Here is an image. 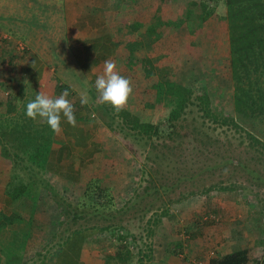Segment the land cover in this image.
I'll return each mask as SVG.
<instances>
[{"label": "rangeland", "instance_id": "obj_1", "mask_svg": "<svg viewBox=\"0 0 264 264\" xmlns=\"http://www.w3.org/2000/svg\"><path fill=\"white\" fill-rule=\"evenodd\" d=\"M117 2L120 6L117 5ZM126 2L124 6L123 0H114L113 7H116V9H114L112 24L115 27L118 26V30L122 31L123 26L126 27L135 20L156 21L163 26L164 30L158 36L155 33H146L149 39L141 40L142 43L138 47L140 51H144L145 55L152 58L155 66L153 76L145 77L143 72H132L124 65L119 67L118 70L116 69L122 76L130 79L133 88V92L124 106L125 110L128 109L130 114L139 116L143 120L147 119L153 124L165 125L173 102L169 103L167 99L162 97L157 99V82L173 80L186 85L192 90L193 95L203 92L208 93L218 112L225 116L234 115L240 125L248 128V122L244 121V117L232 112L230 96H224L230 94L229 90L232 91V85L229 84L230 75L227 68V51L225 50L227 38L226 8L222 1L206 0L208 5L211 4V7L207 8L208 15L201 11V16H199V6H193V15L191 13L190 19L186 23L183 19L180 26L177 25V21L184 17L188 6L185 2H175L173 0H134V2L128 0ZM202 14L204 17H202ZM17 16L19 17V15ZM4 31L7 33V28ZM2 34L0 33V71H2L0 78L2 76L4 79L6 74L4 71L7 68L6 65L10 56L8 53L13 50V45L15 47L16 45L4 41L8 35L2 36ZM116 35L118 39L123 41L120 53L122 54L126 51V44L132 37L127 30L125 34L117 33ZM219 56L223 59H220ZM47 77L50 80V75ZM1 80L0 82H3ZM8 80H10V77L6 79V82ZM56 83L61 86L58 79ZM1 87L3 86H0V100H9L11 96L9 88ZM221 91L224 95L218 98V95L222 94ZM190 110H193V112H190ZM94 111L95 116L101 122V127L107 133L106 136L111 146L110 154L118 163L108 173H106L107 169L103 167L95 171L93 169L91 171L89 168L82 174L81 184L78 183L76 186H58L59 183H56L54 189L60 196L77 204L79 195H81L86 183L89 180L98 179L103 186L106 183L118 185L110 187V189L115 196V207L119 209L131 200L135 193L141 192L144 186L152 184L154 179L156 186L161 183L170 184L175 182L177 185L173 190L161 191L159 194L162 200L169 203L168 214L174 215L172 219H167L170 225L177 228L174 232H168L172 242L177 243L175 242L177 240L179 244L180 242H198V244L201 243L207 246L209 250L215 251L219 249V245L225 236L229 235L226 232L231 227V222L232 224L238 222V224L244 226H242L243 230L248 228L245 232L248 230L253 231L247 236L248 239L245 243L251 242L254 236L253 233H256L255 240L264 244V175L262 180L258 179L256 181L253 179V174L235 168L229 169L228 173L219 177L218 171L215 173L201 171L198 174L199 170L196 167L203 164L208 165L211 162L218 163L220 155L217 152L220 151L219 147H223L224 144H226V150L232 153V146H227V142L231 140L235 145L239 142L233 128L216 125L210 120L204 123L199 117L200 112L197 111L196 106H188L186 113H183V117L175 121V127H178V129L182 124L187 126L185 129H179L185 135L184 138H177L176 142L170 139H164L163 141V138L158 139L157 136L146 139L142 135L134 137L133 134L136 133L126 123L127 119L118 115L119 113L110 104L99 105ZM4 112L5 106L0 105V119L4 117L2 115ZM194 126L200 129L203 135L198 133V129L196 133ZM253 132L264 140V131L254 129ZM205 133L210 136V143L206 144V147L212 144V147L207 149L214 152L206 155L209 160L203 156L197 158L196 161L194 159L189 160L190 152L199 150L201 147L199 140L204 141L207 139ZM122 137L138 152L137 155L133 154L132 149L124 146ZM162 142L168 143L170 148L164 147ZM246 144L247 142L243 144L244 147ZM173 147L175 150H172ZM176 161H178L177 164ZM8 166L7 161L0 159V179L2 181L7 177ZM259 167L264 173V163ZM185 168L189 170L187 174L193 172L195 176L191 179L183 178L185 177ZM91 175L95 176L90 178ZM175 176L180 177V179L177 180ZM51 184L54 185L52 180ZM202 184H205V187H212L208 190H202ZM222 187L224 188L222 189ZM1 191L2 182L0 195ZM146 199L154 200L148 197ZM155 201L157 204L160 199ZM144 207L143 203L140 202L137 207H133L120 215L117 214L115 219L112 220L111 217L112 213L113 216L115 215L114 212L109 213L106 211L105 218L103 216L100 217L101 219L90 218L87 215V212H90L89 209L78 206L76 212L85 215V218L79 219L74 226L82 229L83 225L89 226L95 223L98 225L122 224L123 228L135 239L134 243L128 244L132 255L129 264H144L143 262L139 263L137 258L140 257L142 260L143 257L147 256L148 251L146 248L149 246L150 241L154 237L155 240L159 238L155 236L158 234L157 232L164 234V231L168 230L161 223L165 221L166 216H169L161 213L160 208L143 214L142 209ZM69 209L71 211L73 207ZM116 212L118 211L116 210ZM59 219L58 216L56 223ZM178 223L181 225H178ZM190 223H193V227L189 226ZM58 228L62 230L63 226L58 224ZM109 233L104 231L102 235L116 248L115 238L110 237ZM249 239L250 241H248ZM254 250L257 249L253 248L252 251ZM262 255L264 256V253ZM261 257L255 258L260 261ZM180 258L185 260L183 257Z\"/></svg>", "mask_w": 264, "mask_h": 264}, {"label": "crops", "instance_id": "obj_2", "mask_svg": "<svg viewBox=\"0 0 264 264\" xmlns=\"http://www.w3.org/2000/svg\"><path fill=\"white\" fill-rule=\"evenodd\" d=\"M114 4V0H0V33L8 35L4 41L16 45L8 53L4 79L0 78L3 81L1 88L8 87L11 92L9 100H0V105L5 106L0 130L9 131L19 124L26 125L24 130L31 140L38 139L36 148L30 149L29 154L41 158L33 160L32 165L53 188L56 183L58 186H76L81 184V176L89 168L95 171L103 167L108 173L118 163L110 154L107 133L94 111L102 105L94 82L103 71V62L112 59L117 70L122 67L117 59L123 41L116 34H125L126 30L122 27L120 31L112 24ZM139 37L142 41L149 39L145 31ZM57 79L61 86L56 83ZM64 89L69 91L67 99L74 106L75 127L62 118V130L55 134L41 118L32 120L25 115L26 104L38 92L58 96ZM82 93L89 97L86 105L80 103ZM9 108L12 109L9 111ZM25 159L28 161L26 155ZM24 164L31 166L30 162L24 161ZM7 170L6 179H0V213L5 216V221L0 224V264H124L122 256L116 257L117 249L113 244L93 229H80L63 239L57 237L59 208L56 197L45 189V183L40 182L28 184L16 197L4 194L10 164ZM39 175L37 173L35 181ZM92 176L95 175L90 178ZM104 186L118 185L106 183ZM168 215L161 223L168 230L164 234L156 231L158 240L154 237L150 241L146 248L148 254L145 258L141 255L142 260L137 258L139 263L208 264L212 255L246 249L250 258L246 264H264V244L255 240L256 233H253L252 243H245L253 231L245 232L248 228L243 230L244 226L238 222H231L226 232L229 235L225 236L219 249L211 251L198 242H172L168 232L177 228L167 220L174 215ZM189 226L193 227V223ZM253 248L257 250L252 251ZM258 256H262L260 261L255 258Z\"/></svg>", "mask_w": 264, "mask_h": 264}, {"label": "trees", "instance_id": "obj_3", "mask_svg": "<svg viewBox=\"0 0 264 264\" xmlns=\"http://www.w3.org/2000/svg\"><path fill=\"white\" fill-rule=\"evenodd\" d=\"M126 1L128 0H123L124 6L127 3ZM129 1L134 2V0ZM173 1L185 2V4L187 3L188 5L184 17L177 21V25L179 26L183 19L186 23L190 19L189 16L191 13L193 15V6H199V16H201V11L208 15L209 12L207 8L211 7V4L208 5L206 0ZM215 1H222L226 8L227 38L225 50L227 51V68L229 69L230 75L229 84L232 85V91L229 90L230 94L224 95L221 91L222 94L218 95V98L223 97V95L226 97L230 96L232 112L243 116L245 119L244 121L248 122V128L240 125L236 121L234 115L225 116L218 112L217 108L212 104L208 93L203 92L193 95L192 90L186 85L173 80L157 82V99L162 97L167 99L169 103L173 102L165 125L153 124L147 119L143 120L139 116L130 114L128 109L125 110V108L119 111L118 115L127 119L126 123H128L130 129L136 133L133 134L134 137L142 135L146 139H152L153 136H157L158 139H160V137L163 138V141L164 139H170L176 142L177 138L185 137L179 129H185L187 126L182 124L178 129V127H175V121L183 117V113H186V108L188 106H196L197 111L200 112L199 117L202 119V122L205 123V121L210 120L216 125H225L229 128H233V132L237 134L236 137H238L239 140L237 145L233 144L231 140L227 142V146H232V153L226 150V144H224L223 147H219L220 151H218L217 154L219 153L220 159L218 163L211 162V164L208 165L203 164L201 166H196L199 170L198 174L201 171H210L209 173L218 171L220 177L228 173L229 169L237 168L240 171L253 174V179L256 181L258 179L262 180L264 173L259 165L264 163V140L259 138L253 131L254 129L261 130L262 132L264 131V0ZM202 17H204L203 14ZM123 28L127 30L132 39L126 44V51L118 56V65H124L132 72H143L145 77L153 76L155 73L153 60L148 55H145L144 51L138 49L139 45L142 43L138 36L143 31L146 33H155L156 36H158L164 30L163 26L156 21L146 22L144 20H135L129 23L128 26H123ZM220 59L223 58L220 57ZM10 109L12 108H9V111ZM190 112H193V110H190ZM24 129H27L26 125L19 124L15 129H10L9 131L0 130V159L10 164L9 177L4 186V194L16 197L26 190L28 184H35L36 182H40L41 184L45 183V189L56 197V205L59 208V225L63 226V229L59 230L57 236L60 239L65 238L71 232L81 229L74 226L79 219L85 218V215L76 212L78 206L89 209L90 212H87V215H89L88 217H96L98 219H101L100 217L102 216L105 218V212L107 211L109 213H115L114 216L112 213L111 218L113 220L117 214L120 215L133 207H137L140 202L143 203V207L145 206L142 209V211H144L143 214L152 210L156 211L157 208L161 209V213L168 214L169 203L162 200L159 194L161 191L173 190L177 185L175 182L170 184L161 183L156 186V181L154 179L152 180V184L144 186L141 192L135 193L134 197L119 209L115 207V196L111 192L110 187L101 185L98 179H92L86 183L81 195H79L77 204L60 196L55 189L48 186V182L41 177V171L38 170L37 172L35 166L32 165L34 164L32 161L37 157L41 159L36 154H29L30 149L34 150V148H36V141L38 139L31 140L30 134L27 131L25 132ZM197 129L198 128L195 127L196 133ZM198 133L203 135L200 129H198ZM204 135L206 137L207 133ZM122 140L126 148L132 149L134 155L138 154L125 138L122 137ZM209 140L210 136H207V139L204 141L199 140V143L202 144H200L201 147L199 150L191 151L188 159H194V161H196L200 156L208 159L206 155L214 152L213 150L207 149L212 147V144L206 147V144L210 143ZM245 142H247V144L244 147L243 144ZM162 145L170 148L169 144L166 142H162ZM172 150H175V148L173 147ZM24 152H26L25 155L28 158L27 160L31 163V166L24 164V161L29 163L26 161L25 155L23 156ZM177 163L178 161H176V164ZM184 171L185 177L183 178L191 179L195 176L193 172L187 174L189 172L187 168H185ZM37 173L40 175L35 181ZM175 178H177V180L180 179V177L176 176ZM205 186V184H202V190H208L212 187ZM223 188L224 187H222V189ZM146 197L153 198L154 200L146 199ZM159 199L160 202H157V204H159L157 205L155 200ZM72 207L73 209L70 211L69 208ZM116 210L118 212H116ZM3 221H5V216L0 213V224H2ZM123 227L122 224L118 223L105 225H98L95 223L89 226L83 225L82 229L90 228L101 234L104 231L110 232V237H114L117 243L116 257L122 256L124 264L127 261L129 264L132 255L128 248V244L134 243L135 239ZM248 255L249 251L246 249L221 255H212L209 258L208 264H246L250 259Z\"/></svg>", "mask_w": 264, "mask_h": 264}, {"label": "clouds", "instance_id": "obj_4", "mask_svg": "<svg viewBox=\"0 0 264 264\" xmlns=\"http://www.w3.org/2000/svg\"><path fill=\"white\" fill-rule=\"evenodd\" d=\"M116 62L106 59L103 62V71L98 74L94 88L98 93V101L101 104H110L117 112L127 104L133 92L131 81L116 71ZM69 91L64 89L58 96H52L45 92H38L33 100L26 104L25 115L36 120L41 118L55 134L61 132V120L72 126H76V116L73 104L67 99ZM89 97L86 93L81 94L80 103L86 105Z\"/></svg>", "mask_w": 264, "mask_h": 264}]
</instances>
